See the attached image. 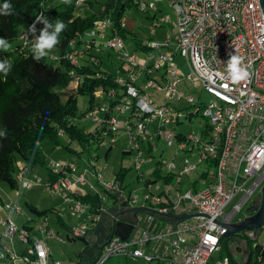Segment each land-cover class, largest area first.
Wrapping results in <instances>:
<instances>
[{"label":"built area","instance_id":"1","mask_svg":"<svg viewBox=\"0 0 264 264\" xmlns=\"http://www.w3.org/2000/svg\"><path fill=\"white\" fill-rule=\"evenodd\" d=\"M163 1L175 15L173 43L169 39L148 43L143 52L145 55L138 57L125 50L118 35H106L110 20L104 18L72 40L75 48L64 59L72 66L83 63L98 67L99 52L103 48L117 52L121 75L113 79L116 88L93 92L94 98L102 97V103L84 114L83 119L88 125L85 132L99 137V146L112 147L122 130L136 152V170L147 163L141 158L143 144L150 150L162 141L174 150V157L178 152L186 153L188 158H184L179 174L173 173L176 168L174 157L155 164L165 178L145 183L149 194L143 203L162 215L192 216L175 221L146 214L142 224H139L141 218L138 216L126 239L109 233L100 247L97 248L95 243L92 245L100 251L94 264H104L117 255L142 258L146 262L156 260L157 264H230L228 257L218 256L227 228L217 221L231 224L233 216L264 183V9L259 0ZM85 2L76 0V7L80 8ZM135 2L141 12H157L162 0ZM167 20L170 19L161 17L158 21ZM29 28L20 37L24 47L33 39ZM151 32H154L153 28ZM78 41L82 44L76 48ZM153 50L157 53L151 54ZM230 53L241 56L244 65L249 67L252 74L248 80L234 84L229 79L227 61ZM176 57L183 60L187 70L185 76L175 62ZM101 76V73L96 74L97 78ZM182 80L200 84L211 100L196 103L191 95L186 96L189 106L198 107L187 114L168 102L159 105L154 102L153 95L161 92L166 99L181 100L183 96L178 92V85ZM74 83L77 86L79 81L75 79ZM146 89L151 92L145 93ZM199 112L207 121L205 130L199 135L181 131L184 119H192ZM57 135L65 137L62 129ZM66 143L70 141L66 140ZM192 156L206 167L197 181H193L191 189L183 191L181 176L199 172L198 163L192 161ZM88 166H91L90 171L71 160L50 161L47 164L50 173L59 174V178L46 182L38 175L33 180H26L29 172L20 166L16 176L18 185L21 183L23 188L30 189L45 184L46 190L60 196L77 222L63 237L51 227L47 216L35 218L21 205L5 202L0 206L5 214L4 217L0 215V264H62L53 259L49 242L85 238L106 211L104 206L93 210L90 204L81 202V195L76 192L78 184L89 183L103 203L107 201V192L117 197L118 204L123 203L128 208L136 205L137 197L125 195L115 178L113 182H105L99 167L94 163ZM173 180L177 187L168 185ZM159 181L162 185L157 184ZM200 181L204 183L202 188L197 187ZM240 194L231 213L224 214L227 205ZM12 215L26 216L23 228L15 224ZM2 239L8 240L9 245ZM14 239L21 244L20 250L13 248ZM148 250L149 254H146ZM257 264H264L260 254Z\"/></svg>","mask_w":264,"mask_h":264},{"label":"trees","instance_id":"2","mask_svg":"<svg viewBox=\"0 0 264 264\" xmlns=\"http://www.w3.org/2000/svg\"><path fill=\"white\" fill-rule=\"evenodd\" d=\"M12 4V14L0 15V38H5L11 44L8 51L0 50V61L9 60L12 68L5 77L0 73V132L5 135L0 136V186L5 184L10 190L18 188L16 176L20 166H24L30 173L35 170H45L47 181H56L59 174L50 173L46 158L41 152V144L48 142L52 148L62 147L68 153H72L79 162L83 157L88 162L95 161L98 158L91 156V150L99 148V137H94L85 132L88 125L83 128L78 127L73 120L77 116V96L86 95L89 97L88 106L81 114L83 117L86 111L94 106L93 92L99 89L107 91L110 88H116L113 84L115 74L109 69L102 70V66H107L112 59L111 54L107 58H101L100 66H88L81 63L79 66H72L64 56L73 48L72 40L78 35H83L94 26L98 20L108 18L110 28L108 37L118 35L121 39L130 36L129 30L122 26V20L126 12L136 8L135 0H105L98 10L94 9L93 1L87 0L89 10L81 14L76 7V0L70 3H64V0H8ZM4 0H0V5ZM159 6L160 3H159ZM161 12L158 7L156 12ZM43 14L50 22L56 19L62 20L66 28L60 34V43L56 46L59 57L54 60L50 57L36 61L32 58L31 46H23L19 42L23 32H28L36 16ZM156 14L149 16V19H155ZM44 27L43 23H36V35L39 26ZM51 31V30H50ZM31 38H34L31 34ZM136 50L144 52L147 47L143 42L132 38ZM76 48L82 43L78 41ZM56 64V65H55ZM73 73V76L71 75ZM101 73L100 78L96 74ZM77 79L79 81L74 93L67 96L66 101L62 102L60 94L55 89H66L71 82ZM62 129L65 138L70 142H75L80 147L79 151L70 148L69 144L58 137L57 132ZM112 147H109V153ZM149 151V150H148ZM130 153L124 151V153ZM107 156V155H106ZM73 161V160H71ZM75 162V161H74ZM76 163V162H75ZM80 166L78 163H76ZM128 168L121 167L117 172L115 179L121 184ZM165 178L160 174V170L155 168L152 174L144 180L145 183H152L160 178ZM203 177V175H201ZM170 180V177H166ZM124 186L122 190L125 191ZM102 193H104L102 191ZM114 203H119L116 196L105 193ZM127 196L129 195L126 194ZM81 202L90 204L93 210L102 207L104 203L96 193H86L79 197ZM1 202V199H0ZM26 212L37 217L47 216V211H40L30 203H25ZM57 223L61 228L68 230L67 224L63 219L56 215ZM108 238H104L103 242ZM84 239V238H83ZM228 240H221L222 248L218 252L219 257L226 256L230 264H235L228 248ZM102 242V244H103ZM101 245V244H100ZM97 244L95 246L100 247ZM100 256V251L84 253L80 256L78 264H94ZM251 257V253H250ZM253 264H257V258ZM247 264H250V258Z\"/></svg>","mask_w":264,"mask_h":264},{"label":"rangeland","instance_id":"3","mask_svg":"<svg viewBox=\"0 0 264 264\" xmlns=\"http://www.w3.org/2000/svg\"><path fill=\"white\" fill-rule=\"evenodd\" d=\"M93 1L94 4V9L98 10L101 4L104 3L105 0H91ZM90 3V2H88ZM87 3V0L83 6L78 8V11L84 13L86 10H89V4ZM161 6L158 7L161 9V12L157 13L155 11H146V12H141L137 7L132 8L128 10L124 16V19L122 20L123 26L129 30L130 36H127L126 39H122L125 50L128 51L129 53H136L138 57H143L145 54L143 52H140L136 50L134 42L131 41L132 38L136 39L139 42H143V44L148 47V43L151 42H164L167 39H169L172 43L174 42L176 38V28L172 22L175 21V15L174 12L167 7L166 2L162 0V3H160ZM156 14L155 19H149V16H152L153 14ZM161 17H166L169 18L170 20H167L166 22H160L158 21ZM41 30V25L39 26ZM154 29V32H151V29ZM106 35H109V31H106ZM21 42V40H19ZM111 54L110 60L107 64L108 68L106 66H102V70L109 69L112 71V73L115 74V76L121 75V72L119 70V62L117 60V52H115L113 49H106L103 48L101 52H99V57L100 58H107L108 54ZM157 53L156 50H153L151 54ZM50 57L56 58L59 57V52L55 48L52 53L48 56V61H50ZM177 66L181 68L183 71V75L185 76L187 73L186 68L184 67V63L182 58L176 57L175 60ZM56 65V64H55ZM155 76V73L153 74ZM77 86L75 85L74 82H71L70 85L62 90V89H55L56 93L60 94V98L62 102L66 101V98L68 95L74 93L75 88ZM151 92L150 89H146L145 93ZM178 92L182 94L183 98L181 100H176V99H166L164 96V93H158L153 95L154 102L156 104L160 103H170L172 104L175 108L182 110L183 114H187L188 112H194L198 108L196 105L194 106H189L186 103L185 97L188 95H191L196 103H207L208 101L211 100V97L206 94V92L203 90L200 84H194L187 82L185 80H182L179 85H178ZM88 100L89 97L86 95H78L77 96V116L73 120L76 122L75 124L78 125V127L83 128L85 126V121L81 114L85 111V109L88 106ZM102 103V97L97 96L94 98V105H98ZM198 105V104H197ZM206 119L202 117V113L199 112L196 117H192V119H184L183 125L180 126L181 131L184 133L188 134H195L199 135L202 133V131L205 130V124H206ZM65 143H66V138H62ZM69 146L73 150H80V147L78 146L77 143L70 142ZM41 152L43 156L46 158L47 164L50 161H64V160H73L79 165L80 167H85L79 160L72 154L68 153L66 149L58 146L55 148H52V146L48 142H43L41 144ZM108 146H100L99 148H93L91 152V156L93 158L97 157L98 159L94 161L95 166L97 167H103L102 177L105 182H113L117 172L121 167L128 168L125 177L122 181V186L126 187L125 188V194L130 193L132 196H136V205L133 207H136L140 203L144 202L143 199L149 194V190L144 184V180L147 179L151 173V171L155 168V164L158 163L161 160H169L172 157H174V150L169 149L166 147V145L162 142L159 141L156 145L155 148L150 149L148 151V146L143 144L141 146V153L142 156L141 158H145L147 160V163L144 166H141L138 170L135 169L134 167V158L136 152L132 150L131 144L128 141V137L124 134L122 130L119 131V134L116 136V141L115 144H113L112 149L108 153ZM129 151L130 153H124V151ZM107 155V156H106ZM194 156L191 157L192 161H196L199 166V172H196L190 176H181V188L183 191L191 189L193 181L196 180L198 175L200 174L201 171L205 170V164L201 163L200 161H197L196 158H193ZM84 158V157H83ZM184 158H188L186 156V153L184 152H178L177 156L174 157L175 162H176V168L173 170V173L179 174L180 168L182 166ZM87 170H91V166H86ZM166 169L163 167V171ZM38 175L39 177L42 178L44 182L47 181L46 177V172L45 170H35L32 171L26 176V180H33L34 176ZM141 179V180H140ZM197 181V180H196ZM158 185H162V181L157 182ZM169 186L173 185L175 187L178 186L176 183V180H173ZM204 186L203 182H199L197 184L198 188H202ZM264 186V183L260 185L258 189L253 193L252 197L244 204L239 212H237L232 220L231 224L238 223L239 221L243 220L246 216L245 214V209L249 205V203L260 193V190ZM79 188H81L83 191L86 193H93L95 190L91 187L89 183L87 184H78ZM248 188V186L246 187ZM0 191L3 194V197L9 199V201L14 202V203H19L23 204L25 202L31 203L35 207H37L38 210L40 211H47V218L48 222L51 225V227L58 231L60 236H65L66 231L65 229L61 228L60 225L57 223V213L58 215L63 219V221L67 225H75L77 222L76 217L69 211L68 207L65 205L63 200L60 198V196L54 194L53 192L46 190L45 189V184L41 185H35L30 189H25L22 187V184L20 183L18 185L17 189L10 190L8 186L5 184H2L0 186ZM241 198V194L238 196H235L232 201L227 205V207L224 209V214H230L231 211L234 208V205L238 203V201ZM106 206L111 207L112 206V201L109 199L106 202ZM26 211V209H25ZM2 212V211H1ZM1 215V213H0ZM2 216V215H1ZM145 214H140L141 220L139 224L143 223V219L145 218ZM12 220L15 222V224L19 228H23L22 223H24L25 216L24 215H12L11 216ZM230 240V239H229ZM228 240V242H229ZM2 241L6 244L9 245V241L6 239H2ZM248 242V248L251 253L250 257V264H253L256 260L257 253L254 248V246H264V228H261L259 230V234L257 235L256 241H251L249 238L246 240ZM102 236H99L95 244L98 246L102 244ZM49 244L55 248H57L60 252L61 255L65 257V259L70 260V262H65V264H74L79 260V256L84 253L86 250L87 252H96V249L91 246V244L86 248V240L84 239H74V240H65L60 241L56 240V242L50 241ZM12 246L14 249L20 250L21 249V244L14 239L12 242ZM237 247V246H235ZM234 253L241 255V250L239 247L233 251ZM57 253V252H56ZM58 254V253H57ZM146 254H149V250L147 251ZM59 255V254H58ZM104 264H157L156 260H153L152 262H146L142 258H131V257H126L123 255H117L111 257L108 261H106ZM161 264V263H159Z\"/></svg>","mask_w":264,"mask_h":264},{"label":"water","instance_id":"4","mask_svg":"<svg viewBox=\"0 0 264 264\" xmlns=\"http://www.w3.org/2000/svg\"><path fill=\"white\" fill-rule=\"evenodd\" d=\"M261 8L264 9V0H259ZM264 12V10H262ZM125 207V204H122ZM152 214L156 217L169 218L175 221H181L190 218L192 215H174L171 213L160 214L156 209L141 206L135 208H127L124 212L116 213L111 218V235L119 236L122 239H126L127 236L133 230V224L127 223L121 220L120 214H132L134 221H138V214ZM245 218L238 223L224 224L217 220L219 224L227 228V231L222 235L223 237H229L228 242L229 250L233 249L235 246L239 247L241 250V255L231 252L232 260L235 264H247L250 258V251L248 248V243L244 239H239L236 237L237 234L244 232L249 240L256 241L259 230L264 228V186H262L260 193L255 197L245 209ZM212 219V218H211ZM256 253L264 257V248L260 246H254Z\"/></svg>","mask_w":264,"mask_h":264},{"label":"clouds","instance_id":"5","mask_svg":"<svg viewBox=\"0 0 264 264\" xmlns=\"http://www.w3.org/2000/svg\"><path fill=\"white\" fill-rule=\"evenodd\" d=\"M71 0H64V3H70ZM12 4L8 0H4V3L0 5V15H11ZM36 23H43L44 27L36 35ZM65 23L56 19L54 22H50L42 13L36 16V20L33 25L30 26L29 32L33 35L31 41V53L32 58L36 61L48 57L56 46L60 43V34L65 30ZM51 30V31H50ZM11 48V44L5 38H0V50L8 51ZM12 68V64L9 60L5 59L0 61V73L5 77L8 75ZM227 72L229 79L234 83L238 84L242 81H246L251 76L249 67L243 63V58L237 54H229L227 61ZM5 133L0 132V136Z\"/></svg>","mask_w":264,"mask_h":264},{"label":"crops","instance_id":"6","mask_svg":"<svg viewBox=\"0 0 264 264\" xmlns=\"http://www.w3.org/2000/svg\"><path fill=\"white\" fill-rule=\"evenodd\" d=\"M79 151V150H77ZM85 167L89 164H93L94 161H90L88 162L87 159L84 157L81 159L80 161ZM81 166V165H80ZM103 167H99L101 169V172H104L103 170ZM76 192L82 196L86 195V192L83 191L81 188L77 187L76 186ZM125 192V191H124ZM130 194V193H129ZM126 195V194H125ZM0 199H1V202H0V206H2L5 202L9 201V199L4 198L3 197V194L2 192L0 191ZM117 199V198H115ZM109 200V198H108ZM107 200V201H108ZM106 201V202H107ZM112 201V200H111ZM106 202L104 203V207H105V212H103L101 214V221L100 223L93 229H91L88 233V235L84 238V240H86V242H88V244H86V248L91 244V246L95 243L96 239L99 237V236H102V240H104V238L110 233V230H111V218L114 214L116 213H120V212H124L128 207H122V204H118V203H114L112 201V206L111 207H108L106 206ZM25 203H28V202H25ZM25 203L23 204H19L23 207V209L25 210ZM31 204V203H30ZM34 206V205H33ZM141 206H145L147 207L146 204H144L143 202L140 203L139 205H137L136 207H141ZM35 207V206H34ZM37 208V207H36ZM130 208H135V207H130ZM2 210H0V213L2 215V217L5 216L4 212H1ZM26 212V211H25ZM146 215V214H145ZM138 216L140 217V213L138 214ZM121 218L122 221L124 222H127V223H131L133 224L134 223V217L132 216V214H120L119 216ZM142 218V217H140ZM25 219H26V216H25ZM26 222V220L24 221V223ZM22 223V225L24 224ZM72 227V225H67V228L70 229ZM66 231V230H65ZM83 239V238H82ZM65 240H68V239H65ZM65 240H62L63 242ZM53 242H56V241H53ZM50 245V244H49ZM50 248H51V252H52V257L53 259L61 262L62 264H65V262H70V260L67 261V259H65V257L63 255L60 254V252H58L59 250L53 246L50 245ZM59 254H57V253ZM90 253V251L88 252ZM81 256V255H80ZM80 256H79V260H80ZM79 260L77 262H75L74 264H78ZM83 264V263H82Z\"/></svg>","mask_w":264,"mask_h":264},{"label":"flooded vegetation","instance_id":"7","mask_svg":"<svg viewBox=\"0 0 264 264\" xmlns=\"http://www.w3.org/2000/svg\"><path fill=\"white\" fill-rule=\"evenodd\" d=\"M236 237L239 238V239H244V240H247V238H248V236L244 232L237 234ZM223 239H230V238L229 237H223ZM235 249H237V247H234L233 249H231L230 252H233Z\"/></svg>","mask_w":264,"mask_h":264}]
</instances>
